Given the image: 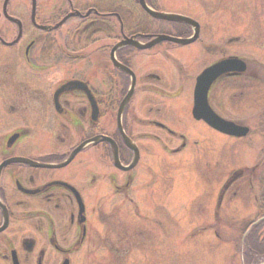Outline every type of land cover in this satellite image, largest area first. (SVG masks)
Returning <instances> with one entry per match:
<instances>
[{"label":"flooded vegetation","instance_id":"1","mask_svg":"<svg viewBox=\"0 0 264 264\" xmlns=\"http://www.w3.org/2000/svg\"><path fill=\"white\" fill-rule=\"evenodd\" d=\"M144 3L153 12L183 15L197 24L157 19L140 0H0V264H81L87 254L96 257L99 243L116 260L166 263L154 255L145 262V248L136 249L131 260L123 255V246L114 251V225H99L95 218L103 212L102 202L113 214L117 195L132 199L139 191L135 185L144 189L145 169L159 166L163 158L194 149L197 156L182 161L184 165L209 166L196 159L209 152L199 153L206 143L201 136L192 138V125L232 140L255 136L251 124L217 110L213 93L226 86L233 88L232 97H243L247 83L250 90L256 87L264 66L226 55L224 36L217 40L204 23L213 21L167 12L162 0ZM196 33L188 45L117 48L129 39L144 44L159 35L192 39ZM185 49H196V54L186 56ZM231 58L245 63L244 73L219 77L208 101L221 118L249 128L242 138L222 134L192 113L199 75ZM253 118L262 138L264 111L259 117L254 112ZM100 136L109 140L90 142L61 166L75 149ZM259 168L257 164L249 171L248 166L229 175L214 214L218 219L231 189L236 197L248 190L245 203L253 206L246 208L257 217L243 229L244 259L257 257L247 239L264 224V174H257ZM147 232L141 230L139 236L150 239ZM260 234L264 241V225ZM152 236L160 240V231ZM136 237L127 231L120 235L129 245Z\"/></svg>","mask_w":264,"mask_h":264},{"label":"rangeland","instance_id":"2","mask_svg":"<svg viewBox=\"0 0 264 264\" xmlns=\"http://www.w3.org/2000/svg\"><path fill=\"white\" fill-rule=\"evenodd\" d=\"M162 1L167 12H182L213 21V25L204 23L212 34H216L217 40L224 36L221 42L225 41L226 55L241 56L250 65L264 66V0ZM29 11L28 7V15ZM235 36L240 37L239 41L230 42ZM209 41L212 43L213 40L210 38ZM183 51L186 56L189 52L196 54V49ZM259 72L262 77L259 76L256 87L250 90L247 83L243 97H232L233 88L226 86L217 87L213 93L217 110L223 108L233 119L255 128L252 140H232L192 125L189 132L192 138L201 136L206 143L199 153L209 152L206 157L196 159H203L209 166L184 165L182 161L197 156L198 151L194 149L183 155L163 158L162 161H166L159 166L145 169V176L142 172L144 189L135 185L139 191L131 195L132 199L115 194L118 197L115 198L113 214L105 211L107 201L102 202L103 212L96 214L95 218L99 225H114V251L124 248L127 252L123 255H128L126 257L131 260L136 249L145 248V262L149 259L147 257L154 255L157 261H166L161 264H247L240 241L245 224L257 217L253 209L246 208L253 206L245 203L249 201L248 190L236 197L231 189L222 203L219 218L216 219L214 214L220 189L234 171L248 166L250 171L258 164L257 174H264V151L261 150L264 149V136L262 140L257 117L253 118L254 112L259 117L264 111V69ZM178 145L177 141L173 147ZM210 159H214L213 163L209 162ZM203 228H207V232L202 231ZM141 230H147L150 239L140 237ZM154 230L160 231V240L153 238ZM126 231L127 234H137L136 242L130 243L134 248L120 238ZM215 232L219 237H215ZM170 234L173 235L171 239ZM105 249V244L99 243L96 257L93 253L87 254L81 264H133L129 260H116V256L112 257ZM255 264H264V259Z\"/></svg>","mask_w":264,"mask_h":264},{"label":"water","instance_id":"3","mask_svg":"<svg viewBox=\"0 0 264 264\" xmlns=\"http://www.w3.org/2000/svg\"><path fill=\"white\" fill-rule=\"evenodd\" d=\"M141 4L145 8V10L151 14L153 17L160 19L162 21L166 22H178L182 23L185 25H191V26H196V22L192 20L189 17L183 16V15H178V14H170V13H159V12H153L151 9L148 8V6L145 5L144 0H140ZM197 32V30H196ZM197 33L192 39H181V38H175L167 35H159L156 36L153 40L150 42L141 44L139 42H136L132 39L124 41L122 44L118 45L117 48L123 47V46H134L140 49H148L151 48L152 46H155L157 44H161L162 42H173L175 44L179 45H188L192 42H194L197 38ZM118 65V64H117ZM121 67V69L128 71L124 67L118 65ZM246 65L243 63L242 60L237 59V58H231L227 60H223L209 68H207L205 71H203L199 77L197 78L196 86H195V91H194V107H193V116L196 120L199 121H204L205 123L208 124L211 128L214 130L228 135L232 137H246L249 133V128L246 126H240L237 125L233 122L227 121L220 116H218L213 109L211 108L209 101H208V94L209 90L214 84V82L223 74H228V73H241L245 71ZM109 139L107 137H97L94 138L93 140L89 142L83 143L80 147L75 149L72 153V155L69 157V159L65 162V164H62L61 166L67 165L73 158L74 156L77 155L79 151H81L87 144L90 142H95V143H100L103 141H108ZM117 157L116 160L117 161ZM119 161H117V164ZM133 166V165H132ZM132 167L129 168H124L125 170L131 169ZM224 192V191H223Z\"/></svg>","mask_w":264,"mask_h":264},{"label":"trees","instance_id":"4","mask_svg":"<svg viewBox=\"0 0 264 264\" xmlns=\"http://www.w3.org/2000/svg\"><path fill=\"white\" fill-rule=\"evenodd\" d=\"M263 225L264 224L255 227L248 236V239H247L248 248L250 247L254 251V253L257 255V257L254 258L251 256V258L249 259L246 258L247 264H251L252 262L257 263L259 260L264 259V241H261L262 235L260 234V231Z\"/></svg>","mask_w":264,"mask_h":264}]
</instances>
